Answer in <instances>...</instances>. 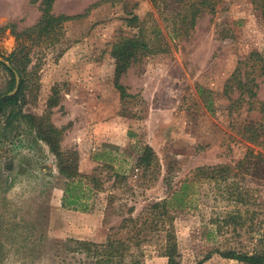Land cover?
I'll use <instances>...</instances> for the list:
<instances>
[{
	"label": "rangeland",
	"instance_id": "1",
	"mask_svg": "<svg viewBox=\"0 0 264 264\" xmlns=\"http://www.w3.org/2000/svg\"><path fill=\"white\" fill-rule=\"evenodd\" d=\"M41 1L0 0V28L35 26ZM173 1L54 0L53 14L73 18L65 38L32 50L21 104L0 113V264H98L101 249L83 244L109 240L130 247L127 263L168 264L170 229L150 207L182 186L181 207H168L176 263L244 264L217 252L262 250L264 130L256 145L242 127L264 117L224 92L240 60L264 58V15L250 0H223L174 39ZM154 25L168 51L118 76L114 45ZM15 47L9 31L0 37L2 54ZM10 81L0 64V95ZM256 83L264 101V77ZM200 167L217 169L197 176Z\"/></svg>",
	"mask_w": 264,
	"mask_h": 264
},
{
	"label": "trees",
	"instance_id": "2",
	"mask_svg": "<svg viewBox=\"0 0 264 264\" xmlns=\"http://www.w3.org/2000/svg\"><path fill=\"white\" fill-rule=\"evenodd\" d=\"M162 0H153V5L155 8H159V3ZM252 5L262 11L264 15V0H250ZM173 7L178 6L179 10L172 11V24L173 38L182 39L189 35V33L195 28L198 19L204 13H210L215 15L218 11V7L221 5L223 0H174ZM54 0H42L41 1V12L42 16L39 22L31 27L18 30L15 24H8L5 27L0 28V37L3 36L7 31L15 38L16 47L11 53L2 54L0 52V64L5 67V69L11 75V81L9 84V91L0 95V113L4 110L15 108L21 104L22 96L25 93L27 84V68L31 64L30 53L35 47H41L45 43L56 44L62 42L65 38V28L64 24L70 20L72 17H67L66 15L60 14L55 15L52 13V6ZM131 22L139 23L138 17L132 18ZM140 28V26H138ZM163 33L158 27L154 25L150 28H140L138 35L133 37L122 38L121 41L114 45L112 50V56L116 59L117 67L116 71L118 76L124 73L133 63H137L140 59L150 53L157 52H167L168 50L163 46ZM157 42V43H155ZM19 77L20 82L18 86V91L10 95V93L16 87V77ZM257 77H264V58L262 54L258 51L252 52L249 56L243 58L238 62V66L227 81L225 85V97L230 101V106H237L241 102H245L249 106V111H254L258 109L264 117V101H259L258 97V84L256 83ZM118 89L123 88L118 85ZM200 95L204 97L207 110L210 113L215 112L213 107V102L207 99L205 93H207L202 88H199ZM123 93V92H122ZM236 96V98H234ZM254 106H259L255 108ZM14 116H17L14 115ZM264 130V121L260 122L258 125H244L242 127V132L244 135L250 133L248 139L255 143L261 138V132ZM262 142V141H261ZM263 143V142H262ZM155 154L150 147L146 148V153L140 158V164H145L146 166L152 162ZM217 168L213 167H200L196 170V175H205L213 173ZM228 169V168H227ZM209 170V172H206ZM63 173L67 174L69 177L79 176L75 170L73 173H69L67 170H63ZM117 174L116 177H118ZM212 177V176H211ZM181 190L175 192L170 200H163L161 202L154 203L150 209L152 216L157 223L162 221L161 227L168 230V249L167 256L169 257L168 264H179L175 262V255L177 251L176 244L173 243L175 240L172 236L173 221L174 217L169 213L168 207L175 208L181 207V205L173 204L174 201H181ZM241 195V194H240ZM242 197V195L240 196ZM240 202L242 200H239ZM75 205V204H74ZM162 219V220H161ZM158 225V224H157ZM168 225V226H167ZM172 236V237H171ZM260 244L262 245V250L256 251L253 254H242L236 251L227 252H217L222 258L239 261L244 264H264V235L260 238ZM91 247L100 248V252L96 253L95 256L98 257V264H142L139 256H134L127 263L126 250L129 251L130 247L125 245V241H112L109 240L107 245H95V244H83ZM89 249V251H91ZM104 249V250H102ZM211 255H209L200 264L206 262Z\"/></svg>",
	"mask_w": 264,
	"mask_h": 264
},
{
	"label": "water",
	"instance_id": "3",
	"mask_svg": "<svg viewBox=\"0 0 264 264\" xmlns=\"http://www.w3.org/2000/svg\"><path fill=\"white\" fill-rule=\"evenodd\" d=\"M1 61H2V60H1ZM19 82H20V79H19V77L17 76V77H16V87H15V89L10 93V95H13V94H15V93L18 91Z\"/></svg>",
	"mask_w": 264,
	"mask_h": 264
},
{
	"label": "crops",
	"instance_id": "4",
	"mask_svg": "<svg viewBox=\"0 0 264 264\" xmlns=\"http://www.w3.org/2000/svg\"><path fill=\"white\" fill-rule=\"evenodd\" d=\"M102 215L104 216V214H103V213H102ZM102 219H103V218L101 217V218H100V220H101L100 222H102V221H103Z\"/></svg>",
	"mask_w": 264,
	"mask_h": 264
}]
</instances>
